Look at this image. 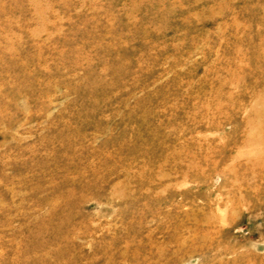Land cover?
Masks as SVG:
<instances>
[{
    "label": "rangeland",
    "instance_id": "1",
    "mask_svg": "<svg viewBox=\"0 0 264 264\" xmlns=\"http://www.w3.org/2000/svg\"><path fill=\"white\" fill-rule=\"evenodd\" d=\"M0 264H264V0H0Z\"/></svg>",
    "mask_w": 264,
    "mask_h": 264
}]
</instances>
